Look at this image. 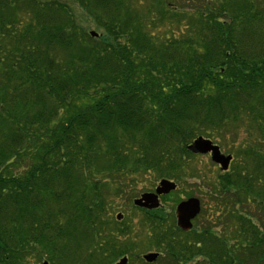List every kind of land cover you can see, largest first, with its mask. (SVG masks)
<instances>
[{"label":"trees","instance_id":"16d2710c","mask_svg":"<svg viewBox=\"0 0 264 264\" xmlns=\"http://www.w3.org/2000/svg\"><path fill=\"white\" fill-rule=\"evenodd\" d=\"M74 2L99 37L67 0H0V264H114L109 185L182 181L191 141L241 126L191 230L134 208L156 263L264 264V0Z\"/></svg>","mask_w":264,"mask_h":264},{"label":"rangeland","instance_id":"374dc122","mask_svg":"<svg viewBox=\"0 0 264 264\" xmlns=\"http://www.w3.org/2000/svg\"><path fill=\"white\" fill-rule=\"evenodd\" d=\"M68 5L73 10L75 19L77 23L86 29V32L91 35V31H96L99 37L101 33L98 31V28L86 21L83 13L84 11L75 4L74 0H67ZM25 14V13H24ZM169 27H164V29H168ZM156 36L160 39L164 40L163 31L157 30L154 31ZM166 35H172L173 30L165 31ZM247 138V130L246 128H239L237 132H228L225 138H215L211 139L215 144L219 145L222 153L224 155H231L232 160L235 161L236 158V150L242 144L246 143ZM247 145V143L245 144ZM195 157L188 156L187 157V167H186V176L183 177L182 181H175L168 177L158 176L159 174L156 172H150L146 174L145 177L137 178V185H109V193L108 196L111 200V204L109 207V218L117 220L116 217L119 214H122V219H118L117 221H126L130 224V231L127 237L123 238L124 248H128L130 243L133 242V248L127 254L129 256L128 264H146L141 258L142 255L148 252L158 251V248L151 241V237L145 234L144 226H141V221L144 219L143 213L140 210L134 208L133 200L134 198L140 197L142 193L154 191L156 186L160 183L161 180L167 179L169 181L175 182L178 187L172 193L165 195L161 198V209H163L166 213H169L173 216V219H176V207L178 204L185 199L190 197H196L201 201V206L206 207L211 205L213 207V201H209V196L206 195V192H210L212 190V182L216 180L220 173H223L217 163H215L211 155L206 153H194ZM100 161V157L98 158ZM233 161V162H234ZM139 178V179H138ZM122 188L124 191L119 192V188ZM116 191V192H115ZM119 195H118V194ZM107 196V197H108ZM207 208V207H206ZM113 225H111L112 227ZM41 260L35 259L34 257H29L26 261V264H42L44 259L46 258L45 253H41ZM160 264V263H158Z\"/></svg>","mask_w":264,"mask_h":264},{"label":"water","instance_id":"95a60500","mask_svg":"<svg viewBox=\"0 0 264 264\" xmlns=\"http://www.w3.org/2000/svg\"><path fill=\"white\" fill-rule=\"evenodd\" d=\"M92 36H97L96 31H91ZM188 149L195 153H210L211 158L215 163L220 164L222 170H227L229 168L230 162L232 160L231 155H224L219 147L211 139L199 136L195 138L191 144L188 145ZM176 188V183L163 179L160 181L155 192H145L141 194L140 197L134 199V204L138 207L145 209H155L160 206L159 196L161 194H166L171 190ZM201 203L198 198L192 197L188 200L182 201L177 206V221L179 227L183 230H190L193 226L192 220L200 213ZM118 219L122 218V214L117 216ZM159 256L157 252H150L144 255V259L147 262L155 261ZM128 258H122L117 264H126ZM42 264H49L45 260Z\"/></svg>","mask_w":264,"mask_h":264},{"label":"flooded vegetation","instance_id":"af4514ba","mask_svg":"<svg viewBox=\"0 0 264 264\" xmlns=\"http://www.w3.org/2000/svg\"><path fill=\"white\" fill-rule=\"evenodd\" d=\"M177 187H178V185L176 186V188L175 189H173L174 191L177 189ZM156 188H157V186H156ZM156 188H155V190L154 191H149V192H155L156 191ZM173 190H171L170 192H168V193H166V194H161L160 196H159V200L161 201V198L162 197H164L165 195H168L169 193H172L173 192ZM161 204V203H160ZM176 217H177V215H176ZM177 220V219H176ZM175 220V221H176ZM176 223H177V225H178V221H176ZM157 251V250H156ZM127 256V258L129 259V256L128 255H126ZM143 256V255H142ZM141 258H143V257H141ZM144 261V260H143ZM128 262H129V260H128ZM145 262V261H144ZM156 262V261H155ZM155 262H152V263H148V262H146V264H157V263H155ZM128 264V263H127Z\"/></svg>","mask_w":264,"mask_h":264},{"label":"bare ground","instance_id":"6f19581e","mask_svg":"<svg viewBox=\"0 0 264 264\" xmlns=\"http://www.w3.org/2000/svg\"><path fill=\"white\" fill-rule=\"evenodd\" d=\"M191 142H192V141H191ZM191 142H190L189 144H191ZM189 144H188V145H189ZM187 148H188V146H187ZM189 150H190V149H189ZM190 151H191V150H190ZM192 152H193V151H192ZM193 153H195V152H193ZM197 154H198V153H197Z\"/></svg>","mask_w":264,"mask_h":264}]
</instances>
